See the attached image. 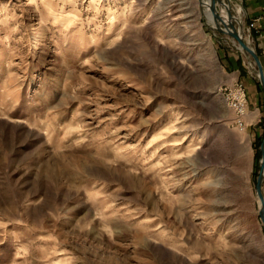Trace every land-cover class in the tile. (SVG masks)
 Segmentation results:
<instances>
[{
    "label": "rangeland",
    "instance_id": "1",
    "mask_svg": "<svg viewBox=\"0 0 264 264\" xmlns=\"http://www.w3.org/2000/svg\"><path fill=\"white\" fill-rule=\"evenodd\" d=\"M208 1L0 0V264H264Z\"/></svg>",
    "mask_w": 264,
    "mask_h": 264
},
{
    "label": "crops",
    "instance_id": "2",
    "mask_svg": "<svg viewBox=\"0 0 264 264\" xmlns=\"http://www.w3.org/2000/svg\"><path fill=\"white\" fill-rule=\"evenodd\" d=\"M238 6L241 11L240 20L245 39L259 56L264 71V0H239ZM221 57L223 68L230 77V83L242 82L245 85L249 105V115L247 118L249 136L252 139L254 156H262L261 153L264 148L263 86L258 78V74H256L257 77L254 75L253 69L250 66L251 60L247 56L237 50H233L232 52L225 50L222 51Z\"/></svg>",
    "mask_w": 264,
    "mask_h": 264
},
{
    "label": "water",
    "instance_id": "3",
    "mask_svg": "<svg viewBox=\"0 0 264 264\" xmlns=\"http://www.w3.org/2000/svg\"><path fill=\"white\" fill-rule=\"evenodd\" d=\"M214 11L216 9H213ZM231 16V14H230ZM216 19L221 22L223 25V28L219 25L216 29L223 34L229 35L231 38H233L240 46L241 50L248 54L256 64L258 68V78L263 86L264 89V71L263 67L260 61L259 56L256 54L254 49H252L247 42L244 40L243 32L242 30H236L234 22H230V24H226L221 16H217ZM239 25L242 26V24L238 23ZM263 181H264V148L262 150V159L260 162V173L259 177L257 180V187H256V192L259 200V215L260 218L264 224V194H263Z\"/></svg>",
    "mask_w": 264,
    "mask_h": 264
},
{
    "label": "built area",
    "instance_id": "4",
    "mask_svg": "<svg viewBox=\"0 0 264 264\" xmlns=\"http://www.w3.org/2000/svg\"><path fill=\"white\" fill-rule=\"evenodd\" d=\"M221 91L227 106L235 114V124L241 130H244L245 118L248 115L247 93L244 84L236 82L231 86L223 88Z\"/></svg>",
    "mask_w": 264,
    "mask_h": 264
},
{
    "label": "bare ground",
    "instance_id": "5",
    "mask_svg": "<svg viewBox=\"0 0 264 264\" xmlns=\"http://www.w3.org/2000/svg\"><path fill=\"white\" fill-rule=\"evenodd\" d=\"M224 2V1H223ZM201 4H205L206 6L208 5V4H211L208 0H204V3L202 2V0H201ZM220 6H223L222 5V2L220 1ZM228 5V4H227ZM226 5V6H227ZM208 6H210V5H208ZM225 6V7H226ZM204 10H206V13H204V14H207V16H208V18L210 19V22H211V26L212 27H214L215 25H216V27H215V29L217 28V27H219V21L216 19V17H217V14H216V10L214 11L213 9V7L212 8H209L208 9V7L207 8H203ZM231 8L230 7H228L227 6V8H226V10H223L224 12H223V14H221V18H222V20L224 21V18H225V20L227 19V22H226V24H230V22H233L234 20H233V18L232 17H230V15H229V13L231 12ZM214 16H215V18H214ZM227 16H229V17H226ZM239 16V15H238ZM206 17V16H205ZM220 17V16H219ZM207 18V17H206ZM214 19V20H213ZM214 21H215V23H214ZM225 22V21H224ZM238 23V22H237ZM259 202V201H258Z\"/></svg>",
    "mask_w": 264,
    "mask_h": 264
}]
</instances>
